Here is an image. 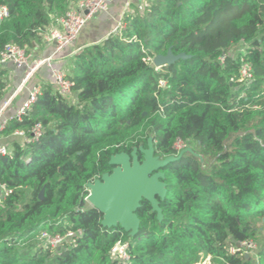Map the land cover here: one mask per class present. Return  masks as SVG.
Here are the masks:
<instances>
[{
    "label": "trees",
    "instance_id": "16d2710c",
    "mask_svg": "<svg viewBox=\"0 0 264 264\" xmlns=\"http://www.w3.org/2000/svg\"><path fill=\"white\" fill-rule=\"evenodd\" d=\"M75 1L0 0V53L41 44ZM168 51L189 59L154 67ZM6 74L0 66V98ZM68 80L71 99L42 84L31 111L0 131L12 141L0 156V184L11 191L0 201V264H254L228 247L257 243L255 220L264 222V0H146L71 57ZM36 124L38 141L11 137ZM148 139L161 159L179 155L177 141L194 142L197 155L162 170L161 222L142 201L136 236L103 228L86 185L111 173V156ZM44 232L75 235L52 248ZM117 243L127 263L111 257Z\"/></svg>",
    "mask_w": 264,
    "mask_h": 264
},
{
    "label": "built area",
    "instance_id": "2783aa9c",
    "mask_svg": "<svg viewBox=\"0 0 264 264\" xmlns=\"http://www.w3.org/2000/svg\"><path fill=\"white\" fill-rule=\"evenodd\" d=\"M110 0H76L70 7V9L65 13V15L56 20V25L50 30H45L42 35V42L50 43L53 45V55L39 60L33 59V54L28 51L26 47L20 48L17 45L9 44L4 47L0 53V66L7 67L11 66L17 70L23 71V79L17 90L11 94L8 98H0V131H2L11 119L19 122L21 119L27 115L32 108V104L35 102L37 95L40 92V87H33L27 99L22 102V104L15 110L12 115L8 114L10 105L15 98L18 90L29 80L32 75L41 67L50 68L51 83L64 98L71 99L72 90L71 84L68 80V73L62 68H52V61L54 54H59L65 48L70 46L78 37L79 33L82 31L84 26L90 20L91 17L103 14L108 11ZM145 2L137 6V9L142 12ZM8 17V10L6 7H0V23L3 22ZM121 28V24L118 29ZM241 80H247L251 77L249 74V68L246 65H242L240 70ZM161 86H164V82H160ZM43 135V128L40 124H36L30 130V135H27L22 130L14 131L11 134L12 138H19L25 142L38 141ZM184 145L177 141L175 144V149L180 152ZM9 148L0 143V156H5L9 153ZM93 183V182H91ZM11 191L6 188L5 185L0 184V201L5 198ZM75 235L73 232H68L65 237H60L59 235H51L47 232L42 233L41 240L45 244L51 246L52 248L58 247L64 239L72 238ZM127 246L125 244L117 243L110 251V255L113 259L120 262L127 263L130 258L126 253ZM254 248V242L244 241L234 244L228 247V252L230 254H240L246 259L252 255Z\"/></svg>",
    "mask_w": 264,
    "mask_h": 264
},
{
    "label": "water",
    "instance_id": "95a60500",
    "mask_svg": "<svg viewBox=\"0 0 264 264\" xmlns=\"http://www.w3.org/2000/svg\"><path fill=\"white\" fill-rule=\"evenodd\" d=\"M188 56H174L171 51L158 55L152 63L157 69L170 66L178 60H187ZM189 149L182 150L178 156L159 158L154 155L152 141L147 148L134 149L130 155L125 153L110 157L108 165L111 173L103 174L99 179L86 185L88 204L102 215L103 228L120 227L130 237L137 235L140 222L137 210L142 201H146L157 220L162 221V211L158 200H164L167 194L166 184L162 182V170L170 163L177 161ZM138 154L142 159H138ZM42 199V192L39 196Z\"/></svg>",
    "mask_w": 264,
    "mask_h": 264
},
{
    "label": "crops",
    "instance_id": "0c3cea01",
    "mask_svg": "<svg viewBox=\"0 0 264 264\" xmlns=\"http://www.w3.org/2000/svg\"><path fill=\"white\" fill-rule=\"evenodd\" d=\"M143 2L144 0H110L107 12L91 17L82 29V31L79 33L77 39L70 46L65 48V50H63L59 54H54V56H52V68L65 69L66 72L69 74V63L74 53L85 47L101 42L107 36L115 32L118 26L121 24L123 15L128 12L133 13L137 6ZM115 4H117L118 12L116 13V17H112L111 7H113ZM119 12L121 13L119 14ZM56 23L57 22L50 25L46 29V31L55 27ZM92 23H96L94 30L89 29ZM53 48L54 47L52 44L45 42H42L38 45H34L32 49L33 59L37 61L39 59H44L53 55ZM66 67L68 68V70ZM2 68L5 69V71L7 72L6 91L4 94V98L6 99L11 96V94H13L15 90L19 88L23 79V71L17 70L11 66ZM47 73L48 77L47 75L45 76V74ZM50 81V68H39L32 75V77L27 80V82L18 90L17 94L15 95V98L13 99L10 105L8 114L12 115L15 112V110L22 104V102L27 99L29 92L33 87H40L42 84H45L47 82L50 83Z\"/></svg>",
    "mask_w": 264,
    "mask_h": 264
},
{
    "label": "rangeland",
    "instance_id": "374dc122",
    "mask_svg": "<svg viewBox=\"0 0 264 264\" xmlns=\"http://www.w3.org/2000/svg\"><path fill=\"white\" fill-rule=\"evenodd\" d=\"M144 2H145V0H144ZM118 11H117V4H115L113 7H111V13H112V17H116V13H117ZM133 12H135V10L133 11ZM121 12H119V14H120ZM62 18V17H61ZM61 18H59V19H61ZM123 18V17H122ZM58 20V19H57ZM95 25H96V23H92L91 25H90V30H94V28H95ZM117 30H118V28H117ZM116 30V31H117ZM116 31L115 32H113V33H116ZM31 52H32V50H30ZM78 52V51H77ZM76 52V53H77ZM76 53H74L73 55H75ZM72 55V56H73ZM151 62H152V60H151ZM153 64V63H152ZM67 68V67H66ZM67 70H68V68H67ZM69 72V71H68ZM47 75V77H48V73L47 74H45V76ZM44 82V81H43ZM49 82V81H48ZM48 82L47 83H45V84H48ZM33 86V85H32ZM31 86V87H32ZM150 139H148V141H149ZM0 143L2 144V145H4V146H6V147H8V148H10L11 147V145H12V141H11V139L10 138H8V136H6V135H4V134H2V133H0ZM148 143V142H147ZM184 149H189L192 153H194V154H196L197 155V148H196V144L194 143V142H192V141H190V142H188V143H186L185 145H184V148H181L180 150L182 151V150H184ZM180 151V152H181ZM255 225H256V227H257V229H258V232H257V243H254V248H253V251H252V255L249 257V259L248 260H250L252 263H254V264H258V260H257V253L259 252V246L264 242V222L262 221V222H260L259 220H255ZM40 240V239H39ZM59 246V245H58ZM199 264H211V262H210V260L209 259H206L204 262H202V263H199Z\"/></svg>",
    "mask_w": 264,
    "mask_h": 264
}]
</instances>
